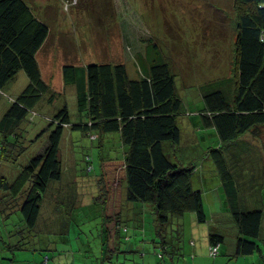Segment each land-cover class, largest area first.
Listing matches in <instances>:
<instances>
[{
  "label": "rangeland",
  "instance_id": "obj_1",
  "mask_svg": "<svg viewBox=\"0 0 264 264\" xmlns=\"http://www.w3.org/2000/svg\"><path fill=\"white\" fill-rule=\"evenodd\" d=\"M25 1L52 30L40 53L43 62L40 64L46 79L53 74L57 93L53 99L50 93L44 94L16 130L22 138L15 151L11 154L0 150V177L19 187L9 191L0 188V264H264L259 253L234 256L237 226L229 213H218V206L221 208L223 199L226 201L224 186L219 188L213 179L206 184L202 181L204 173L211 174L215 168L212 159L207 158V150L221 147L217 130L202 116L204 95L221 90L227 102H233L235 96L233 0ZM69 62L83 67L91 63L123 62L130 78L143 75L152 62L171 65L176 92L183 104L177 122L185 137L179 144L165 141V150L174 163L200 164L199 172L192 175L193 187L203 188L208 213V222L199 223L200 226L194 214L188 213L182 220V235L177 222L171 225L168 238L181 251L174 262L169 254L165 259L159 256L157 243L160 244L161 238L156 233L155 214L149 209L144 210L140 227L127 222L130 227L126 235L130 237L124 239L123 231L120 234L121 252L107 253L98 178L100 159L122 154L124 146L119 133H107L104 138L93 128L89 132L70 128L74 137L71 155V137L64 133L63 176L50 181L37 224L32 228L24 225L21 204L27 187L25 167L48 143L52 130L49 121L64 107L72 124L88 117L78 110L77 88L68 85L65 91L60 89L63 83L60 68ZM79 74L86 75L82 70ZM28 83L27 74L21 70L12 81V88L0 90V120L10 101ZM196 131L207 138L196 135ZM11 139L14 141V137ZM263 141L264 133L249 131L247 136H240L222 149L237 182L240 203L246 204V208H264ZM86 184H93V188L87 195L81 194ZM214 226L224 236L217 263L211 256L208 261L195 262V249L208 248L210 228ZM256 241L264 250V241L261 238Z\"/></svg>",
  "mask_w": 264,
  "mask_h": 264
},
{
  "label": "trees",
  "instance_id": "obj_2",
  "mask_svg": "<svg viewBox=\"0 0 264 264\" xmlns=\"http://www.w3.org/2000/svg\"><path fill=\"white\" fill-rule=\"evenodd\" d=\"M233 9L236 21L232 69L234 100L227 102L221 90L209 92L204 95L202 116L217 130L221 142V147H210L207 154L226 194L218 213H229L237 226L234 256L259 253L264 257V250L256 241L260 238L264 208H246V204L240 203L237 182L222 152L229 142L247 136L249 131L259 135L264 127V0H233ZM49 32L48 25L34 14L25 0H0V90L21 70L29 78L28 85L10 101V107L0 120V135H3L0 150L11 154L21 143L22 135L16 134V130L30 111L44 94L50 93L53 99L57 93L44 80L36 57ZM80 70L86 75H80ZM62 73L64 83L77 88L78 110L88 117L85 122L72 124L64 107L49 121L52 130L45 150L25 167L27 187L21 204L24 225L32 228L37 224L50 181L63 176L60 144L66 128L119 133L124 146L122 154L100 159L99 185L107 253L121 252L122 231L124 239L129 238L126 235L129 224L140 227L144 221V210L139 219L130 214L125 216V202H128L142 204L146 211L154 212L156 233L161 238L160 244L156 242L159 256L165 259L169 254L174 262L175 255L180 256L181 251L168 238L171 225L177 222L182 235V220L188 213L194 214L198 225L208 222V213L203 188L193 187L192 175L199 172L200 164L174 163L165 150V141L179 144L182 139L177 118L183 104L176 92L171 65L152 62L138 78H130L123 62L91 63L84 67L67 64ZM0 188L19 190L17 183L3 177H0ZM223 242L219 228H210L209 254L212 246H219L220 251Z\"/></svg>",
  "mask_w": 264,
  "mask_h": 264
},
{
  "label": "crops",
  "instance_id": "obj_3",
  "mask_svg": "<svg viewBox=\"0 0 264 264\" xmlns=\"http://www.w3.org/2000/svg\"><path fill=\"white\" fill-rule=\"evenodd\" d=\"M28 4V3H27ZM32 9V8H31ZM44 23H46L47 25H48V23L46 22V21H44V20H42ZM48 27H49V35H48V38L46 39V41H45V43L43 44V46L38 50V52H37V54H36V57H37V60L39 61V64H40V62H41V60H40V53H41V51L45 48V46H46V44H47V42L49 41V38H50V36H51V33H52V30H51V28H50V26L48 25ZM56 38H58V37H56ZM59 39V38H58ZM141 55V54H140ZM46 57H48V58H51L50 56H46ZM47 62V61H46ZM41 63H43V62H41ZM45 63V62H44ZM67 64H77L76 62H69V63H63L62 64V66H61V68H60V70H61V75H60V79L62 80V86L60 87V89H62V90H66L67 88H68V85H66L65 83H64V80H63V73H62V69H63V67L65 66V65H67ZM40 67H41V64H40ZM41 71H42V67H41ZM42 74H43V71H42ZM52 76H53V74H51L50 75V77H49V79H46L45 77H44V74H43V78H44V80L56 91L57 89H56V86H55V84L53 83V79H52ZM10 84V85H9ZM9 86H11V87H9ZM6 87H8V88H12V81L11 82H9L7 85H6ZM57 92V91H56ZM19 95V94H18ZM17 95V96H18ZM51 97V96H50ZM52 99V98H51ZM66 132H65V136H70L71 137V139H70V142H71V146H73L71 149H72V152H70V155L71 154H73V150H74V145H73V143H74V137H73V134H72V131H70V128H66ZM69 130V131H68ZM261 132L262 133H264V127H261ZM101 134H103V133H101ZM50 135V134H49ZM196 135H200V134H198L197 133V131H196ZM195 135V132H194V137L196 138V139H198V137ZM65 136H63V138H62V141H61V144H60V158H61V151H62V145L64 144L63 142H64V137ZM201 136V138H203L204 139V137L206 136V135H200ZM103 137H104V134H103ZM185 137V136H184ZM184 137H183V135H182V139H184ZM104 138H106V137H104ZM103 138V139H104ZM187 138V137H186ZM182 139H181V142H182ZM180 142V143H181ZM46 146H47V144H45V146L43 147V149H42V151L40 152V153H42L44 150H45V148H46ZM262 146H263V150H262V156L264 157V141H263V144H262ZM112 152V151H111ZM109 157V156H108ZM198 158V157H197ZM207 158H211L210 156L209 157H207ZM62 159V158H61ZM196 159V158H195ZM192 162H193V160H192ZM213 163V162H212ZM194 165H198L197 163H194ZM199 170H200V168H199ZM212 173L211 174H209V172H206V173H204V175H203V177H202V181L204 182V181H206L207 179H213V180H216L215 181V184L216 183H218V186H219V188L222 186L221 185V178H220V176H219V174H218V171L216 170V168H214V169H212ZM99 179V178H98ZM87 182H89V183H92L93 182V180H88ZM92 188H93V184H86V185H84V188H83V191H80V193L81 194H85V195H87L88 193H89V191H91L92 190ZM264 198V197H263ZM85 200H86V198H84ZM252 208H255L254 206L252 207ZM143 210H145V207L144 206H142V204H133V203H128V202H125V216H127L128 214H130L131 216H133L134 215V218L135 219H139L140 217H141V213H142V211ZM128 217H130V216H128ZM209 238V237H208ZM260 238L264 241V218H263V223H262V228H261V233H260ZM209 242V241H208ZM209 245H210V243L208 244V248H209ZM222 246H223V244L221 245V248H220V251H221V249H222ZM207 246H202V247H200L199 249H195V254H194V257H193V260L196 262L198 259H203V260H205V261H208L209 260V251H208V248H206ZM234 252H235V249H234ZM197 253V254H196ZM214 259H215V261H213L214 263H217V261H218V258L217 257H213Z\"/></svg>",
  "mask_w": 264,
  "mask_h": 264
},
{
  "label": "built area",
  "instance_id": "obj_4",
  "mask_svg": "<svg viewBox=\"0 0 264 264\" xmlns=\"http://www.w3.org/2000/svg\"><path fill=\"white\" fill-rule=\"evenodd\" d=\"M218 247L219 246H212L210 249H211V255H213V256H216L217 254H218Z\"/></svg>",
  "mask_w": 264,
  "mask_h": 264
}]
</instances>
